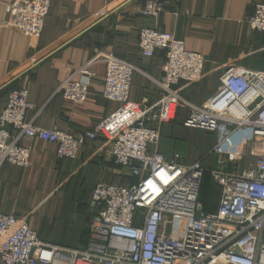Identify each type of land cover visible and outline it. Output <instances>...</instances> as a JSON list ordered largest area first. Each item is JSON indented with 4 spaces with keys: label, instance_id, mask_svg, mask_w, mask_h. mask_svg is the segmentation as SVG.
<instances>
[{
    "label": "built area",
    "instance_id": "1",
    "mask_svg": "<svg viewBox=\"0 0 264 264\" xmlns=\"http://www.w3.org/2000/svg\"><path fill=\"white\" fill-rule=\"evenodd\" d=\"M51 7L52 0H15L6 5L5 24L39 37ZM165 9L164 0H149L141 15L157 17ZM247 22L264 37V3H255ZM138 47L148 59L158 50L165 53L164 75L155 80L156 101L132 100L134 76L141 70L108 47L95 49L55 91L67 101L84 103L96 66L105 65L102 96L122 104L129 117L118 125L107 152L132 181L95 185L90 240L82 249L44 242L27 219L0 211L3 264H264V68L229 64L220 76L227 98L218 109H209L178 88L204 78L203 54L156 27L140 30ZM31 109L27 88L9 92L0 112V179L4 164L32 167L26 138L55 145L57 159L65 160L77 159L86 140L99 137L96 130L71 134L39 126L36 116L29 118ZM178 118L216 137L204 158L216 155V168L203 165V159L186 163L179 153L167 158L160 151L164 123ZM247 157L253 162L241 168ZM206 173L221 189L215 213H203L199 201Z\"/></svg>",
    "mask_w": 264,
    "mask_h": 264
},
{
    "label": "crops",
    "instance_id": "2",
    "mask_svg": "<svg viewBox=\"0 0 264 264\" xmlns=\"http://www.w3.org/2000/svg\"><path fill=\"white\" fill-rule=\"evenodd\" d=\"M13 1L0 0V88L59 49L16 83V86L29 90L32 102L29 118L36 116L37 125L56 127L71 134L96 130L99 137L95 141L87 139L77 159L61 161L56 157L55 145L37 138L24 139L23 143L32 150L33 165L27 169L8 163L3 165L0 211L18 214L24 186H39V179L53 172L56 176V172H70V178L78 175V181L70 180L72 194L90 193L88 203L97 183L124 184L115 181L121 174L125 179L129 178L124 169L111 161L107 152L118 125L129 117L122 104L102 96L105 65L96 66V76L91 81L90 94L84 103H73L55 94L59 83L87 61L95 48L112 47L119 57L131 53L134 63L141 70L135 74L132 85L131 98L135 102L144 98L156 101L160 90L149 81L151 78L161 79L164 75L162 55L148 59L138 51V32L144 27L170 32L184 40L190 51L205 56L206 86L201 88L204 90L202 96L198 98L195 91V98H192L191 91L198 88V83H181L178 88L183 96L209 109H218L227 98L220 76L229 64L250 69L264 68V37L247 22L255 3H264V0H164L166 9L157 17L137 15L146 0H134L115 13L114 10L128 0H52L51 11L39 37L25 35L5 24L6 5ZM5 100V95L0 94V112ZM163 130L164 127L161 135ZM100 146L104 147L103 150ZM160 151L167 158L179 153L175 151L168 156L161 145ZM55 163L57 169L53 166ZM32 191L34 193L35 189L32 188ZM77 198H71L65 204L73 208ZM89 222L88 218L87 230ZM76 233L78 230L74 229L71 237L74 238ZM87 234L90 240V233ZM86 244L71 248L82 249ZM0 264L3 263L0 261Z\"/></svg>",
    "mask_w": 264,
    "mask_h": 264
},
{
    "label": "rangeland",
    "instance_id": "3",
    "mask_svg": "<svg viewBox=\"0 0 264 264\" xmlns=\"http://www.w3.org/2000/svg\"><path fill=\"white\" fill-rule=\"evenodd\" d=\"M148 1L149 0L145 1L141 9ZM141 9L137 11L138 16L141 15ZM107 27L109 28V25ZM155 80L159 79L151 78V81H149L151 85L156 86ZM198 85L197 89L194 88L191 91L194 95L192 98H195V91L196 95L199 96L198 98L204 93V90L201 89L206 86V84H204V78ZM186 98L191 100L188 97ZM191 101L193 102L195 100ZM180 121L181 118H178L175 122L172 121L173 123L166 122L163 125L164 130L163 135H161L160 145L165 147V150L168 152L167 154H169L168 156L177 151L186 163H191L201 158L203 159V165L216 168V155L204 159L206 152L211 150L214 146L216 137L204 135L205 131L186 129L181 125L182 123L180 124ZM253 160L252 157H247L239 162V166L245 168L252 163ZM53 166L57 169L56 163L53 164ZM56 173L57 176L53 172L39 179V186L32 187L29 184L25 185L23 200L19 205L18 214H15L18 217L29 219L32 226L39 232L43 240L55 242L56 244H61L66 247H79L85 243L83 239L86 235L88 218L91 213L90 207H88L90 193L79 195L72 194L70 180L73 178L78 181L79 176L76 175L70 178V172L65 173L64 171L63 174L61 172ZM67 178L68 180H66ZM117 178L118 179H115V181L123 183L128 181L122 174ZM34 181H36V178ZM212 181L216 183L211 174L207 173L202 185V194L205 196L203 201L210 196ZM32 188L35 189L34 193ZM49 194L50 196H48ZM46 197L48 198L46 199ZM74 197L79 198L75 200L74 207L71 208L65 203H68L69 200ZM74 229L78 230V233L72 238L71 235Z\"/></svg>",
    "mask_w": 264,
    "mask_h": 264
},
{
    "label": "trees",
    "instance_id": "4",
    "mask_svg": "<svg viewBox=\"0 0 264 264\" xmlns=\"http://www.w3.org/2000/svg\"><path fill=\"white\" fill-rule=\"evenodd\" d=\"M50 11H51V9H50ZM50 13V12H49ZM49 15V14H48ZM142 16V15H141ZM48 17V16H47ZM142 29V28H141ZM140 29V30H141ZM140 30H139V32H140ZM139 32H138V41H139ZM137 46H138V42H137ZM107 47V46H106ZM104 47H97V48H95V49H103ZM95 49H94V51H95ZM111 49H112V51L114 52V49L111 47ZM94 51H93V54H94ZM138 51L140 52V54H141V51H140V49H139V47H138ZM115 53V52H114ZM92 54V55H93ZM127 55H125L123 58H126V59H128L129 61H131L132 63H134V59H133V56L131 55V53H126ZM160 56V55H162L161 57L162 58H164V61H165V53H164V51H162V50H158V51H156L155 52V54L153 55V57H151V58H149V59H152V58H154L155 56ZM135 65H136V63H134ZM16 83L17 82H15L14 84H12L9 88H7V89H5L4 91H2V92H0V94H3V95H5V99L7 98V96H8V94H9V92L11 91V90H13V89H23L24 87H18V86H16ZM57 95H60V96H62L61 94H57ZM6 101V100H5ZM177 120V119H176ZM175 120V121H176ZM175 121H173V122H175ZM182 122L180 121V124H181ZM182 125V124H181ZM207 135V136H214L212 133H209V132H207V131H205L204 132V135ZM92 141H95V140H92ZM209 151V150H208ZM207 151V152H208ZM207 152H206V154H207ZM201 159V158H200ZM196 160H198V159H196ZM195 160V161H196ZM59 161H61V160H59ZM112 161V160H111ZM113 162V161H112ZM114 163V162H113ZM207 174V173H206ZM206 174L204 175V178H203V181H202V185H203V183H204V180H205V177H206ZM128 179H131L130 177L128 178ZM127 179V180H128ZM132 181V179L129 181H127V182H124V184H128L129 182H131ZM121 183H123V182H121ZM202 185H201V188H200V193H199V201H200V203L202 204V207H203V213H215L216 211H217V206H218V201H219V196H220V186L218 185V184H216V183H214V181H212V185H211V191H210V196L208 197V198H206L205 199V201H203L204 200V198H205V196L202 194ZM88 207H89V204H88ZM89 219H90V217H89ZM87 232H89V229L86 231V235L84 236V239H85V243H88V241H89V234H87Z\"/></svg>",
    "mask_w": 264,
    "mask_h": 264
},
{
    "label": "water",
    "instance_id": "5",
    "mask_svg": "<svg viewBox=\"0 0 264 264\" xmlns=\"http://www.w3.org/2000/svg\"><path fill=\"white\" fill-rule=\"evenodd\" d=\"M134 0H128L126 1L123 5H121L120 7H118L116 10H114L115 12L120 11L123 7H125L126 5H128L129 3H131ZM108 16V15H107ZM104 20V19H102ZM100 20V21H102ZM97 24V23H96ZM96 24L92 25L90 28H88L86 31L92 29ZM85 31V32H86ZM61 48V47H60ZM59 49H57L56 51H54L53 53L57 52ZM49 54L48 56H46L45 58H43L42 60H40L39 62H37L32 68H29L28 70L24 71L23 73H21L20 75H18L16 78H14L13 80H11L10 82L6 83L4 86H2L0 88V92L4 91L5 89L9 88L12 84H14L15 82H17L20 78H22L24 75L28 74L32 69L38 67L40 64H42L44 61H46L47 59H49V57L53 54ZM201 207H199V211H201Z\"/></svg>",
    "mask_w": 264,
    "mask_h": 264
}]
</instances>
